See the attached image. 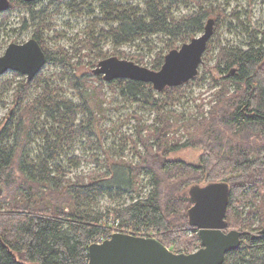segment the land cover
<instances>
[{"label":"trees","instance_id":"trees-1","mask_svg":"<svg viewBox=\"0 0 264 264\" xmlns=\"http://www.w3.org/2000/svg\"><path fill=\"white\" fill-rule=\"evenodd\" d=\"M76 1L63 3V0H51V3L71 7ZM91 1L103 22L109 25V29L102 30L101 36L113 46L120 47L153 36L166 39L164 49L155 55L151 63V69L155 71L162 66L168 51L203 32L205 20L211 11L203 7L199 0H79L77 7ZM17 2L28 11L32 22L38 20V13L33 8L40 2ZM260 2L264 6V0ZM192 4H197L196 10L179 14L182 8H189ZM37 26L36 29H39L40 25ZM37 31L34 39L39 43ZM248 38L244 47L216 45L212 68L223 79V85H220L232 87L233 92L229 98L218 95L219 115L206 124L199 139L191 136L180 143V139L172 136L170 121L177 114L171 107L181 100L183 86L167 88L156 94L150 84L127 80L107 83L106 86L114 87L119 96L131 104L148 106L155 113L154 120L158 126L150 129L141 122V116L132 114L141 132L138 133L137 141L131 143V149L133 152L143 149V153L137 152L135 155L137 165L114 160L108 151L106 161L109 165H106L105 172L90 175L85 180L79 179L73 184L60 177V166L52 162L59 156L62 145L81 129L80 123L75 124L78 110L68 99L57 95V87L47 79L35 77L33 84L42 86V93L30 104L27 113L31 118H35L38 113L51 121L50 134L44 136L41 155L30 157L26 149L28 139H21L24 121L15 120L17 113H11L8 123L0 132V181L9 180L13 170L24 178L25 183L30 182L37 187L35 191L29 185L19 189V192L24 191L32 196L41 187H48L53 192L63 189L65 203L60 204L62 200L55 197L53 201L58 204L53 205L51 211L42 209L44 211L39 210L41 213H38L31 210V203L25 202L24 206L18 208L19 212L1 214L0 264H88V247L109 239L113 230L138 237L158 235L160 238L155 239L169 251L192 253L200 248L198 231L191 230L193 235L187 239L184 237L186 231L179 225H173L169 217L183 214L186 220L184 227L189 226L186 211L192 201L189 196L177 200L175 196L182 188L201 180L208 184L225 182L229 185L230 197L225 220L228 227L243 232L240 247L228 253L223 264H264V235H260L264 228V155L251 157L243 148L227 149L222 138L213 136L228 127L264 131V30L260 34H249ZM210 44L209 41L202 61H205ZM65 61L46 54V62L63 64ZM201 78L189 83L200 82ZM96 81L101 88L105 86L100 78ZM73 84L80 91L76 85L82 86L81 79H76ZM22 86L25 85H21V92L24 93ZM0 105H4L1 100ZM81 108L88 111L83 105L77 109ZM89 118L84 132L93 136L95 131L90 124L96 119L94 113L89 112ZM29 131L31 134L32 126L28 130L27 125L26 137H30ZM186 148L204 151L198 165L168 159L169 154ZM139 177L148 178L149 192L146 197L138 194ZM166 177H171L174 182L165 187L164 190L168 191L163 193ZM102 196L119 200L128 197V203L115 207L111 214L92 215L86 211V207ZM107 217H112L115 228L114 224L104 221ZM251 230H259L258 235L249 236L247 232ZM177 236L182 238V242L171 243L173 237Z\"/></svg>","mask_w":264,"mask_h":264},{"label":"rangeland","instance_id":"rangeland-1","mask_svg":"<svg viewBox=\"0 0 264 264\" xmlns=\"http://www.w3.org/2000/svg\"><path fill=\"white\" fill-rule=\"evenodd\" d=\"M68 1L63 0V3ZM78 3L79 0L70 7L52 5L51 0H43L33 8L34 12L38 13V20L33 22L28 11L20 6L17 0H11L8 10L0 14V56L3 55L9 44H22L31 38L34 39L35 32L38 30V41L43 52L47 55L50 54L55 59L66 60L63 64L46 62L36 77L47 79L57 87V95L68 99L78 110L75 124L80 123L82 127L78 129V132L72 131L75 132L74 137L62 145L59 156L56 161L52 162L60 166L62 171L60 177L67 179L71 184L79 179L85 180L90 175L105 172L106 165H109V162L106 161L108 151L114 160H121L133 166L137 165L138 159L135 155L137 152L143 153V149H137L134 152L131 149V143L137 141L136 138L140 131V128L136 127V121L132 114L141 116V122L150 129L153 126H158V122L154 120L155 113H152L148 106L131 104L121 98L114 87L106 86L107 83L101 77L94 76L92 70L95 69L99 61L109 57L131 61L152 70L151 63L155 55L164 49L166 41L162 36H153L115 47L109 40H104V37L101 36L102 30L109 29V25L103 22L93 1L77 7ZM199 3L211 10L206 20L209 18L214 20L213 36L209 40L211 44L208 46L205 61L199 67L196 77L202 76L200 82L184 85L181 100L176 106L171 107L177 115L174 116L173 121H170V129L173 131L172 136L175 139H180V143L191 136L193 139H199L206 124L219 115L217 114L220 106L218 97L229 98L232 95L233 88L221 86L223 79L212 68L217 52L216 45L221 44L222 47L228 48L244 47L249 39V34H260L264 30V6L260 0H199ZM196 9L197 4H192L189 8H182L179 14L183 15ZM37 25H40L39 29H36ZM181 45H177L176 49ZM97 78L102 80L105 84L104 87L99 86ZM76 79H81L82 86L76 85V88L80 87V91L73 87ZM33 81L27 83L26 76L11 71L0 77V100L4 104L0 105V132L8 123L10 114L17 113L14 119L24 121L21 139H28L26 149L30 153V157L41 155L44 136L46 133L50 134L51 130V121L43 118V115L36 113L35 118H31L27 113L30 104L32 105L42 93V86L34 85ZM23 84L25 85L22 86L24 93L21 92ZM219 94L221 95L218 96ZM82 105L86 106L88 111L94 113L96 117L90 124V127L95 131L93 136H88L84 132L88 119L91 118H89L88 111L83 108H81L82 111L77 109ZM27 125L28 130L29 126H32V133L30 134L29 131L30 137H26ZM12 127L14 128L13 125ZM219 131L220 134L215 133L213 136L222 138L225 148L232 150L238 147L243 148L242 150L251 157L264 155L263 130L228 127ZM143 134H147V132ZM203 153L204 151L200 149L186 148L169 154L168 159L183 161L189 165H198L199 158ZM173 182L171 177L164 179L163 193L168 191L164 188L169 187ZM207 184L201 180L199 183L187 185L176 193L175 198L176 200L178 198L186 199L190 186H205ZM29 185L33 186L36 191V186L30 182L25 183L24 178L13 170L9 180L0 181V191L2 192L0 194V215L18 211V208L24 206L25 202L31 203L30 208L35 212L45 209L51 211L53 205L57 203L53 201L55 197L62 200L60 204L65 203V190L63 189L53 192L48 187H41L35 194L32 193V196L27 195L24 191L19 192V189ZM137 185L139 186L138 194L141 197H146L149 192L148 178L139 177ZM135 195L133 194V196ZM163 197L165 198L166 195ZM125 203H128V197L119 200L102 196L94 204L86 207V211L92 215L111 214L112 209ZM183 216V214H174L169 217V220L171 219L173 225L182 227L186 231L184 237L189 239L193 235L191 230L194 228L184 227L186 220ZM104 221L114 224L113 228H115L116 224L112 217H107ZM229 230L240 231L237 228L227 227L225 232ZM259 230H251L247 233L249 236L258 235ZM158 237V235H150V238ZM178 237H173L171 243H181L182 238Z\"/></svg>","mask_w":264,"mask_h":264},{"label":"water","instance_id":"water-1","mask_svg":"<svg viewBox=\"0 0 264 264\" xmlns=\"http://www.w3.org/2000/svg\"><path fill=\"white\" fill-rule=\"evenodd\" d=\"M22 1L32 3L41 0ZM8 8L9 0H0V14ZM213 28L214 20L207 19L203 32L180 48L170 50L157 71L109 57L99 61L92 73L105 83L127 80L150 84L156 93L184 86L197 77ZM45 64L46 54L35 39L22 44L12 43L0 56V77L11 71L26 76L27 82H31ZM188 196L192 201L187 211L188 223L198 231L199 249L189 254H177L154 238L115 233L109 239L88 247V264H223L225 256L240 247L243 236V232L238 230L225 232L228 227L225 217L229 185L216 182L192 186L188 189ZM260 235H264V228Z\"/></svg>","mask_w":264,"mask_h":264},{"label":"flooded vegetation","instance_id":"flooded-vegetation-1","mask_svg":"<svg viewBox=\"0 0 264 264\" xmlns=\"http://www.w3.org/2000/svg\"><path fill=\"white\" fill-rule=\"evenodd\" d=\"M10 1L11 0H9V6H10ZM21 2H23L22 0H20ZM41 1H43V0H41ZM41 1H39V2H41ZM32 3H37V2H32Z\"/></svg>","mask_w":264,"mask_h":264},{"label":"built area","instance_id":"built-area-1","mask_svg":"<svg viewBox=\"0 0 264 264\" xmlns=\"http://www.w3.org/2000/svg\"><path fill=\"white\" fill-rule=\"evenodd\" d=\"M115 233H119L118 231H114V232H112V234H115Z\"/></svg>","mask_w":264,"mask_h":264}]
</instances>
